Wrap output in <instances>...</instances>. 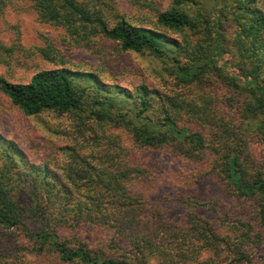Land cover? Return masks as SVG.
I'll list each match as a JSON object with an SVG mask.
<instances>
[{
  "label": "trees",
  "instance_id": "1",
  "mask_svg": "<svg viewBox=\"0 0 264 264\" xmlns=\"http://www.w3.org/2000/svg\"><path fill=\"white\" fill-rule=\"evenodd\" d=\"M5 1L0 0V6ZM183 1L192 0H176L157 13L156 23L163 29L159 31L124 19L110 25L75 0H31L43 21L67 28L79 23L117 42L122 50L146 51L169 62L176 86L195 87L217 79L232 98L237 97V114L233 120L219 117L206 136L179 123L183 114L193 120L197 113L195 103L182 99L176 89L162 92L138 85L131 92L103 83L94 73L57 67L38 70L25 83L0 76V93L28 116L45 111L81 116L88 111L98 125L96 142L106 147L112 143L106 130L116 126L126 129L140 147L171 146L193 157L210 152L225 188L254 202L256 219L264 229V168L251 159L250 147L251 138L264 137V11L251 0H236L230 13L194 19L180 6ZM185 28L203 37L202 43L193 41L192 50L184 36L166 32L184 35ZM228 28H233L229 37ZM212 96L206 94L207 99ZM97 153L89 158L72 149L70 165L59 174L31 162L13 140L0 135V227L23 231L31 246L24 253L38 259L36 264L47 255L74 264H216L202 255L220 253L221 248L229 251V264L248 260L251 237H220L207 222H197L194 214L189 215L193 234L173 229L160 215L148 217L141 199L127 186L141 171L116 161L108 151L99 157ZM27 219L40 227L29 229ZM8 258L5 262L0 251V264L16 261Z\"/></svg>",
  "mask_w": 264,
  "mask_h": 264
},
{
  "label": "rangeland",
  "instance_id": "2",
  "mask_svg": "<svg viewBox=\"0 0 264 264\" xmlns=\"http://www.w3.org/2000/svg\"><path fill=\"white\" fill-rule=\"evenodd\" d=\"M85 5L94 17L102 18L110 25L120 19L133 26L159 30L156 15L173 6L176 0H75ZM264 11V0H251ZM238 3V2H237ZM236 0H192L183 1L184 7L194 19L217 18L220 12L234 10ZM196 11L201 16L196 15ZM230 22L226 23L228 26ZM81 24L71 28L39 19L31 0H6L0 6V76L12 82H27L41 69L68 67L81 72L94 73L107 85H118L131 92L138 85H147L162 92L176 89L185 101L195 103L197 116L191 120L187 114L180 117L179 123L192 131H200L205 136L211 124L219 117L233 120L237 114V97L229 92L217 79L210 78L195 87L181 88L175 85L170 72V63L155 59L150 53L122 50L115 41L106 39ZM202 29V27H199ZM175 37L184 36L202 43L199 31L194 33L185 28L184 35L166 31ZM228 37L233 28H228ZM227 34V33H226ZM168 66V68H167ZM206 94H212L207 99ZM207 105V107H202ZM201 106V109L197 107ZM89 109V108H88ZM86 109V110H88ZM216 111V113H213ZM201 118H198V115ZM98 125L90 118L88 111L81 116L74 113L58 115L45 111L28 116L14 106L0 93V135L13 140L37 164L45 165L52 171L62 174L70 165V152L102 156L108 151L116 161H126L141 171L131 178L127 186L142 201L143 213L148 217L160 218L173 229H182L193 234L192 221L207 222L216 229L218 236L245 235L251 243L249 258L244 264H264V229L256 219V205L227 190L214 168V156L205 152L200 157L171 146L157 148L140 147L126 129L108 128L106 134L112 143L103 146L96 134ZM116 135V136H114ZM251 159L258 167L264 168V137L250 139ZM99 160V159H98ZM100 161V160H99ZM98 161L94 160L97 164ZM109 165V161L106 163ZM119 166L120 163L113 164ZM110 168V167H109ZM26 226L37 230L40 225L27 219ZM197 245L201 240L193 235ZM31 246L19 228L4 230L0 227V251L5 262L11 264H36L31 254L24 253ZM220 253L205 251L202 259L209 258L216 264H229L231 256L226 248ZM7 256V257H6ZM42 264H74L58 261L54 256L42 258ZM232 261L233 258H232ZM4 263V262H3Z\"/></svg>",
  "mask_w": 264,
  "mask_h": 264
}]
</instances>
